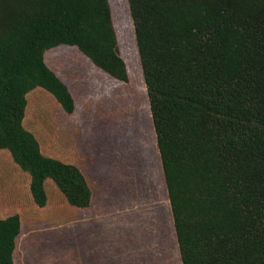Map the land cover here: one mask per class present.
Wrapping results in <instances>:
<instances>
[{"label": "trees", "instance_id": "obj_1", "mask_svg": "<svg viewBox=\"0 0 264 264\" xmlns=\"http://www.w3.org/2000/svg\"><path fill=\"white\" fill-rule=\"evenodd\" d=\"M127 3L181 264H264V0ZM61 47L130 83L110 0H0V151L28 175L38 209L52 182L85 210L82 169L44 156L24 127L36 90L76 111L47 62ZM24 224L0 218V264H18Z\"/></svg>", "mask_w": 264, "mask_h": 264}, {"label": "rangeland", "instance_id": "obj_2", "mask_svg": "<svg viewBox=\"0 0 264 264\" xmlns=\"http://www.w3.org/2000/svg\"><path fill=\"white\" fill-rule=\"evenodd\" d=\"M110 3L130 83L113 80L74 48L55 49L47 62L68 85L76 111L67 114L36 90L24 119L44 156L82 169L91 207H69L46 182L49 205L38 209L28 175L0 151V218L19 214L25 223L18 264H181L128 3Z\"/></svg>", "mask_w": 264, "mask_h": 264}]
</instances>
